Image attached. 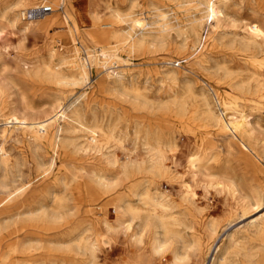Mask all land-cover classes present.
Instances as JSON below:
<instances>
[{
	"label": "rangeland",
	"instance_id": "obj_1",
	"mask_svg": "<svg viewBox=\"0 0 264 264\" xmlns=\"http://www.w3.org/2000/svg\"><path fill=\"white\" fill-rule=\"evenodd\" d=\"M14 1L0 0V155L9 156L0 162V201L11 193L0 222L21 234L24 253L4 251L0 263L49 264L46 249L79 235L94 246L93 264H137L138 254L143 264H209L217 247V255L228 250V264H264V0L230 4L213 46H182L174 31L158 34L154 26L143 31L147 48L131 54L118 32L129 22L112 24L118 38L103 26L114 11L124 15V2L110 0L109 12L107 0H83L86 12L61 25L25 21L24 11L37 2L17 1L13 26L7 8ZM134 4L132 17L146 23L157 6L172 18L157 0ZM67 7L65 0L53 17ZM201 29L205 37V21ZM198 57L206 61L202 67L193 65ZM78 62L86 78L75 75ZM54 72L60 85L51 83ZM74 110L87 134L77 123L74 132L68 129ZM213 119L228 132L206 128ZM53 120L40 139L32 137L29 126ZM234 122L243 123L237 134L243 146L231 133ZM69 137L81 147L62 149ZM154 138L164 146L163 167L131 177L130 165L146 159ZM101 183L110 195H102ZM143 188L162 195L163 220L183 239L177 261L167 247L172 236L153 254L146 234L136 244L124 232V201L143 209L130 193Z\"/></svg>",
	"mask_w": 264,
	"mask_h": 264
},
{
	"label": "bare ground",
	"instance_id": "obj_2",
	"mask_svg": "<svg viewBox=\"0 0 264 264\" xmlns=\"http://www.w3.org/2000/svg\"><path fill=\"white\" fill-rule=\"evenodd\" d=\"M17 1L21 2L23 0H16V2ZM64 1L65 0H50V4L54 8V12L60 11L61 9H63ZM98 1L101 2L102 0H98ZM115 1L124 2L127 9H125L126 11L124 12V15H120L117 10L114 11L113 15L110 16V22L109 23L107 22V24H104L103 26L108 29L107 30L108 37L118 38L119 35L117 31L115 32L111 29L112 24L113 25L122 24V23L126 24L129 22L127 28H124L118 32L122 33V36H120L123 38L122 43L124 44V48L126 47L128 53L130 54L145 50L147 48L148 42H147L146 37L143 35L144 33L143 31L145 28L154 27V26L157 27L155 29L158 34H161V33L164 34V33H167L168 31H174L177 37L181 38L182 46H187L188 43H191L193 47L198 48L201 45V50L203 49L205 44L206 45L211 44L213 46L214 43H216L217 41L216 35H217L218 23L224 20L225 18L224 13L226 9L230 6V4H235V3L238 4V0H157L158 4H161V6L167 5V7L169 8V11L171 12L172 18L169 19L167 15L164 12H162V10H160V8L157 6V8H155L157 13L154 16V20H152L151 23H146L144 19H138V18L132 17L133 15L132 10L134 9V5H135L134 0H115ZM245 1L255 2L256 0H245ZM14 2L11 3L9 7L7 8L12 13L10 15L9 23L12 24L13 26L17 24L16 14H14L12 11V9L14 8L13 7L14 4H16V2L15 3ZM24 2L26 5L28 4L33 5L32 1L30 0L29 1L24 0ZM111 3L112 1L110 2V0H107L106 6H105L109 12L110 10H112ZM37 4L38 2L36 3V5ZM150 5L154 6L152 2H150ZM86 10H87V6L84 5L83 0H68V7L62 11L61 14L63 16L61 18H59L58 16L53 17V14H54L53 12L45 16L42 19L52 24L60 23L61 25H64L66 23L68 24V22L70 21H73L74 17H77L79 14L85 13ZM28 21H38V20H28ZM172 21L174 24L171 23ZM203 21H205L206 26H207V30L205 31L206 33L205 37H203L204 32H200L202 30L201 26H202ZM24 31L25 29H23V32ZM151 44L152 43H149V45ZM99 51L103 53L104 56H106L107 53L105 54V50L103 48H99ZM205 62L206 61L204 58L198 57L194 60L193 65L197 67H202ZM85 68L86 67L82 62L75 63L74 68H73L75 75L82 77V78H86ZM53 74L55 75V77H53V80L51 83H53L54 85H60V82L62 83L63 81L62 78L60 79L58 78L60 74L57 72H54ZM226 110L227 109H225V111ZM58 113L63 114L64 113L63 109L60 108L58 110ZM81 115L79 111L77 110L71 111V116H70L71 123H69L68 125L69 126L68 129L70 131L74 132V130H76V127H74V125L77 123V125L79 126L78 128L81 129V132L83 131L85 133L89 132V127L84 125L85 123L82 122ZM20 120H23V119H20ZM19 122H20L19 119L17 118L14 119L15 124H19ZM54 123H55V120L51 121L47 126H44L42 124H33L29 126L28 130L32 133L33 135L32 137L35 140H37V139H40V136H42V134L46 132L47 128L52 126ZM242 124H243L242 122H238V123L234 122V123L229 124L231 133L236 137L237 142L241 146H243V144L241 140L237 138V134L241 137V128L243 126ZM205 127L210 128L211 132L217 131L218 133H221V134L228 132L227 126L220 120L219 121H214V119L212 121L209 120L206 122ZM80 138H83L86 140V141L84 140V143L88 145L90 144L89 143L90 140L87 136L82 135V137H79V139ZM76 139L78 138L69 137V141L66 142V144L62 146V149H67V147L69 146L72 147L73 149H76L77 147H81L79 146L81 145L80 143L75 144V142L76 143L78 142L76 141ZM109 139L110 140L113 139L112 134H109L108 140ZM160 142L161 141L154 138L152 139L151 142H149V145L147 144V146L149 147H148V151L146 152V159L138 165H134V166L130 165L131 177L139 175L143 173L144 171H155L163 167V161H164L163 147L164 146ZM106 143H107V140H106ZM199 147H201V145ZM101 148H105V147H101ZM80 149L81 148H79L78 150ZM8 161H9V156L7 155V153L1 150L0 162L7 163ZM107 161L111 162L112 160L109 161L108 159ZM112 163L113 162H111L110 164ZM195 163H196L195 157H191L190 165L192 166ZM101 180H103L104 182H107L105 178H102ZM28 183L26 185H28ZM101 185L105 187V190L103 191L102 195L103 196L110 195L112 192V189H110L109 186L104 183L103 184L101 183ZM5 187H6L5 185H2L3 189ZM28 187L29 185L21 189V191H24ZM225 187L228 190L232 191L234 186L226 185ZM65 188H66V185H65ZM130 193L134 197L138 198V201L143 204L144 208L138 209L132 206L130 201H124V232L129 233V237L135 240L136 244H141V238L143 235L146 234L148 237L147 240H149L148 242H150V249H149V245L146 247H148V249L153 254H158L159 251H162L165 247L164 245L166 244V241L164 240L165 239L169 240V236H172V240L170 239L171 241L167 244L168 245L167 247H169L172 253L173 260L174 261L179 260L180 255H179V248L177 244L180 242V240H183V239L180 233L168 229L166 222H164L163 220V216H162L163 210L162 209L165 207L162 204L163 202L161 203V200H160L162 199L161 198L162 195L159 193V194H155V196H150L149 191L146 188H143L140 193L136 192L134 189H130ZM10 196H11V193H5V198L0 201V207L4 205L6 201L10 199ZM60 199L62 198L60 197ZM20 241H21V234H19L18 231H12V230L10 231L4 223L0 222V259L3 257L2 252L4 251L9 254L24 253V250L20 246ZM218 251L219 250L217 247L216 253L214 257L211 259V261L209 262V264H228V258L226 257L228 254L227 252L228 250H223V252L217 255ZM46 252H47L46 256L49 257V262H50L49 264H75L78 258L83 259V261L88 259V262H86V264H93L95 260L93 258L96 253L94 250V246H92L85 238H82L79 235H73V236L71 235L68 242L57 243V246H55L54 248L49 247L48 249H46ZM137 264H143L142 254H138Z\"/></svg>",
	"mask_w": 264,
	"mask_h": 264
},
{
	"label": "built area",
	"instance_id": "obj_3",
	"mask_svg": "<svg viewBox=\"0 0 264 264\" xmlns=\"http://www.w3.org/2000/svg\"><path fill=\"white\" fill-rule=\"evenodd\" d=\"M38 4L31 9H27L23 13V18L28 20H40L45 16L54 12L53 6L50 4V0H37ZM186 60L183 59L179 62H176L174 67H180L185 64Z\"/></svg>",
	"mask_w": 264,
	"mask_h": 264
}]
</instances>
